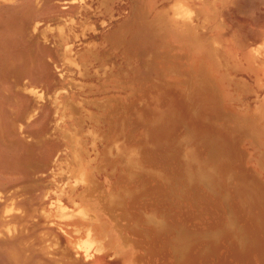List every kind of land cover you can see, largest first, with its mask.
Wrapping results in <instances>:
<instances>
[{
    "label": "rangeland",
    "instance_id": "1",
    "mask_svg": "<svg viewBox=\"0 0 264 264\" xmlns=\"http://www.w3.org/2000/svg\"><path fill=\"white\" fill-rule=\"evenodd\" d=\"M0 264H264V0H0Z\"/></svg>",
    "mask_w": 264,
    "mask_h": 264
},
{
    "label": "crops",
    "instance_id": "2",
    "mask_svg": "<svg viewBox=\"0 0 264 264\" xmlns=\"http://www.w3.org/2000/svg\"><path fill=\"white\" fill-rule=\"evenodd\" d=\"M64 91L67 92L66 90H64ZM44 95H46V94H44ZM54 95H56V96H54V98H57L58 100H64V98L66 97V95H62V93H60L59 91H57ZM64 101H65V103H63L64 106L62 107V109L60 111L62 112V114L68 115L69 112H71V110L73 111V109H75V108L73 107V101L72 100H69V99L66 100L65 99Z\"/></svg>",
    "mask_w": 264,
    "mask_h": 264
},
{
    "label": "bare ground",
    "instance_id": "3",
    "mask_svg": "<svg viewBox=\"0 0 264 264\" xmlns=\"http://www.w3.org/2000/svg\"><path fill=\"white\" fill-rule=\"evenodd\" d=\"M84 174V173H83ZM84 176V175H83ZM86 176V175H85ZM82 182V181H81ZM74 228V227H73ZM77 230V229H76ZM74 233H75V231H74ZM87 234V233H86ZM89 237V236H88ZM84 242V241H83ZM83 246V245H82ZM77 248H78V246H77ZM80 250H81V248H80ZM87 257H90L89 255L87 256ZM85 260H87V259H85Z\"/></svg>",
    "mask_w": 264,
    "mask_h": 264
}]
</instances>
